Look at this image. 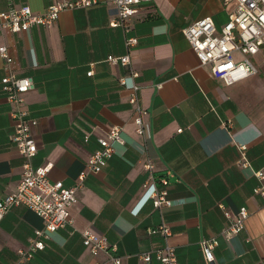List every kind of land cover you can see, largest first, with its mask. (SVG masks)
<instances>
[{"label":"crops","instance_id":"obj_1","mask_svg":"<svg viewBox=\"0 0 264 264\" xmlns=\"http://www.w3.org/2000/svg\"><path fill=\"white\" fill-rule=\"evenodd\" d=\"M67 1L72 0H0V13L14 5L40 14ZM233 9L224 0L142 1L126 33L110 27L114 7L101 0L94 7L63 10L48 27L0 31V47L12 60L0 58V80L13 75L32 82L22 106L38 122L32 129L34 167L52 164L50 179L71 187L110 127L122 129L123 142L113 144L106 167L88 174L76 191L72 224L50 234L44 250L28 262L19 261L18 251L27 248L42 220L23 207L7 213L0 220V264H107L109 257L121 264H159L153 256L145 263L140 255L165 244L160 234L148 233L162 222L170 228L168 244L179 264H210L200 242L211 238L218 242L212 264H264V200L252 193L260 182L238 166L237 148L246 144L253 170L264 167V64L263 71L255 67L254 75L227 86L200 66L183 35L205 17L221 30ZM127 37L138 40L129 51ZM126 54V67L106 62L109 55ZM131 70L138 73L133 82L147 112L148 136L135 133ZM10 111L0 84V200L16 189L24 162L10 141ZM163 178L172 205L157 209L144 185L154 182L162 189ZM219 204L232 215L240 207L249 213L230 242L221 237L226 220ZM83 230L103 236L116 251L92 256L82 243Z\"/></svg>","mask_w":264,"mask_h":264},{"label":"built area","instance_id":"obj_2","mask_svg":"<svg viewBox=\"0 0 264 264\" xmlns=\"http://www.w3.org/2000/svg\"><path fill=\"white\" fill-rule=\"evenodd\" d=\"M114 7V18L110 20V27L123 28L124 32L130 31V20L138 12L139 4L149 0H106ZM101 0H72L67 2H55L50 4L43 13L36 14L30 7L22 6L15 8L9 6L8 10L0 13V31L11 34L28 33L33 27H48L59 17L60 12L66 9L90 8L99 5ZM224 4H232L234 9L229 21L221 30H217L209 17L202 18L183 30V35L191 49L199 59L200 66L207 67L214 78L221 79L227 86L249 78L256 73L251 58L264 46V0H224ZM136 37L125 39V48L129 51L136 46ZM0 58L7 64L12 60L7 54L5 46L0 47ZM106 62L110 65L120 64L126 67L130 64L128 54L124 56L109 55ZM88 76L91 72L87 73ZM138 76L136 71H130L132 94L129 103L134 108L135 133L138 136H148V126L143 117L147 112L141 108L138 91L139 87L133 82ZM1 90L11 106L10 116L14 122V131L10 141L14 144L19 154L24 159L20 180L16 189L5 195L0 200V220L14 208L23 207L42 220L43 227L34 231V237L29 240L25 250L18 251L21 263L30 261L34 254L45 248L44 240L49 235L71 225L70 209L76 203V191L83 185L88 174H98L107 165V161L114 154L113 144L123 143L120 137L121 128L112 126L105 136L97 139L98 148L88 157L84 170L79 174L74 185L65 187L61 181H52L49 177L52 164L34 167L32 159L37 152L33 139L32 129L38 125L37 120L29 118L28 112L23 108V96L32 88L29 78H17L7 75L0 80ZM119 84L126 85L124 78L119 79ZM181 132V130H178ZM89 135L84 136V142L89 141ZM240 159L238 166L249 170L260 182L252 190L253 195L264 200V167L253 170L245 157L246 144L237 146ZM150 168V166H147ZM171 177V173L168 174ZM162 189L154 182L146 183V196L151 200L154 208L170 207L172 202L167 199L164 189L168 180L163 178L159 181ZM226 220L225 227L221 231V237L225 242H230L239 235L248 218V211L240 207L232 215L223 205H218ZM149 234H160L165 244L153 252L140 255V259L149 263L152 256L159 264H179L175 250L168 244L170 228L162 222L158 227L148 230ZM82 243L92 256L107 254L116 251L115 245H110L103 236H98L90 230L81 232ZM218 242L215 238L204 239L200 242V248L205 260L214 262L213 251ZM121 264V259L109 257L107 264Z\"/></svg>","mask_w":264,"mask_h":264},{"label":"rangeland","instance_id":"obj_3","mask_svg":"<svg viewBox=\"0 0 264 264\" xmlns=\"http://www.w3.org/2000/svg\"><path fill=\"white\" fill-rule=\"evenodd\" d=\"M264 49V47H263ZM252 63L255 65V67L258 69V71H263L262 66L264 64V50L263 52L258 55L256 58H252Z\"/></svg>","mask_w":264,"mask_h":264}]
</instances>
